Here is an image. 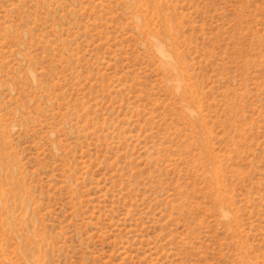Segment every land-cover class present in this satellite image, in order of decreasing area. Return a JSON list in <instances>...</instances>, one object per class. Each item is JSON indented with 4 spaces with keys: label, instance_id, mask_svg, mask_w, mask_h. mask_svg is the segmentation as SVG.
<instances>
[{
    "label": "rangeland",
    "instance_id": "374dc122",
    "mask_svg": "<svg viewBox=\"0 0 264 264\" xmlns=\"http://www.w3.org/2000/svg\"><path fill=\"white\" fill-rule=\"evenodd\" d=\"M0 264H264V0H0Z\"/></svg>",
    "mask_w": 264,
    "mask_h": 264
}]
</instances>
